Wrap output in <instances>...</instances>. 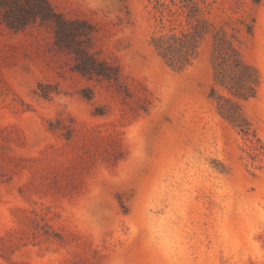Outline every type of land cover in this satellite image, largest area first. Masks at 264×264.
<instances>
[{
	"label": "rangeland",
	"instance_id": "obj_1",
	"mask_svg": "<svg viewBox=\"0 0 264 264\" xmlns=\"http://www.w3.org/2000/svg\"><path fill=\"white\" fill-rule=\"evenodd\" d=\"M46 1L0 0V264H264V0Z\"/></svg>",
	"mask_w": 264,
	"mask_h": 264
},
{
	"label": "trees",
	"instance_id": "obj_2",
	"mask_svg": "<svg viewBox=\"0 0 264 264\" xmlns=\"http://www.w3.org/2000/svg\"><path fill=\"white\" fill-rule=\"evenodd\" d=\"M21 7H22V5H21ZM35 8H36L35 14L37 16H39L42 21L51 22L54 19L56 21V24L58 25V27L60 29H68L69 28V23L62 20V18H60V16L57 15L56 13L52 12V10L50 9L49 4L46 0H37V2L35 4ZM7 12H8V16H9L10 15L9 11H7ZM6 20H9L8 21L9 25L13 24V22H14L13 17H11V19H9V17H7ZM244 132H246V129L244 130Z\"/></svg>",
	"mask_w": 264,
	"mask_h": 264
}]
</instances>
